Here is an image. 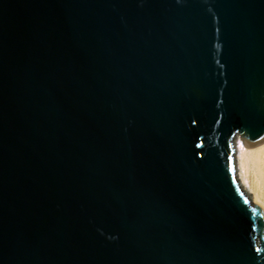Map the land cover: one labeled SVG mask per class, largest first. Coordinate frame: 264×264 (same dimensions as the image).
Returning a JSON list of instances; mask_svg holds the SVG:
<instances>
[{
    "label": "water",
    "instance_id": "1",
    "mask_svg": "<svg viewBox=\"0 0 264 264\" xmlns=\"http://www.w3.org/2000/svg\"><path fill=\"white\" fill-rule=\"evenodd\" d=\"M262 142L264 0H0V264H264Z\"/></svg>",
    "mask_w": 264,
    "mask_h": 264
},
{
    "label": "bare ground",
    "instance_id": "2",
    "mask_svg": "<svg viewBox=\"0 0 264 264\" xmlns=\"http://www.w3.org/2000/svg\"><path fill=\"white\" fill-rule=\"evenodd\" d=\"M249 147L242 143L239 145L236 156L237 169L242 183L252 193L255 202L264 208V197L259 191L261 186L264 187V143L256 148ZM250 174L253 181L247 186L244 178H248Z\"/></svg>",
    "mask_w": 264,
    "mask_h": 264
},
{
    "label": "rangeland",
    "instance_id": "3",
    "mask_svg": "<svg viewBox=\"0 0 264 264\" xmlns=\"http://www.w3.org/2000/svg\"><path fill=\"white\" fill-rule=\"evenodd\" d=\"M264 143V142H263ZM263 143H261V144H259V145H256V146H247V147H249V148H256V147H258V146H260V145H262ZM253 181V177H252V175L250 174L249 176H248V178H244V181H245V183H246V185L247 186H249L251 183H252V181ZM264 187L263 186H261L260 188H259V191L261 192V194H262V196L264 197Z\"/></svg>",
    "mask_w": 264,
    "mask_h": 264
}]
</instances>
